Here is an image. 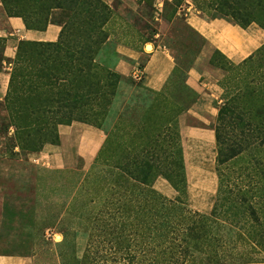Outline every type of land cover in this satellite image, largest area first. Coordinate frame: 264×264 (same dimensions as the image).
<instances>
[{"label":"trees","instance_id":"obj_1","mask_svg":"<svg viewBox=\"0 0 264 264\" xmlns=\"http://www.w3.org/2000/svg\"><path fill=\"white\" fill-rule=\"evenodd\" d=\"M212 1L213 9L222 17L243 27L257 22L264 28V0ZM1 2L8 15L22 17L30 29H46L57 12L62 17L54 22L62 25L57 40H20L11 60L9 85L4 103L0 101V105H5L10 124L21 141L32 139L58 144L59 125L75 120L101 128L112 114L119 82L117 72L95 62L99 49L109 41L106 25L113 14L110 5L105 0ZM212 16L216 17L217 13ZM244 64H247L246 69L249 64H257L253 77L261 80L246 81L242 71ZM238 69L240 76L231 78L234 85L227 86L217 122L212 126L216 136L219 184L218 196L209 213L192 209L188 204L181 145L180 152L175 151L178 163L173 161L180 171L162 174L177 190V195L169 198L154 188L159 175L153 167H158V163H146L148 148L156 147L171 130L181 139L178 128L169 121L171 118L157 120L159 109L155 103L149 108V117L138 124L132 122L125 138L121 131L123 122L116 121L106 131L97 161L101 160L104 148L111 157L117 153L131 154L126 144L142 148L140 159L134 160L135 157L129 155L122 164L124 173L117 175L114 209L105 211L97 226L99 231H107L105 237L116 229L119 236L116 241L122 243L121 250L133 234L130 241H135L139 254L132 250L128 264L212 263L208 253H215L222 244L221 235L214 232V228L221 229V226L233 234L230 245L236 252H232L231 257L264 249V44L244 58ZM250 149L255 151L251 153L253 161L249 175L246 174L242 183L246 182V186L235 183L239 189L234 190L224 178L221 166L244 156ZM115 167L118 166L115 164ZM147 167L151 170L144 171ZM216 262L225 264L219 259Z\"/></svg>","mask_w":264,"mask_h":264},{"label":"rangeland","instance_id":"obj_2","mask_svg":"<svg viewBox=\"0 0 264 264\" xmlns=\"http://www.w3.org/2000/svg\"><path fill=\"white\" fill-rule=\"evenodd\" d=\"M108 4L113 11L106 25L110 37L108 43L99 49L95 62L117 72L119 82L113 98L112 114L104 121L101 128L106 132L116 121L118 124L123 122L121 131L125 138V133L131 128L132 122L138 124L149 117L147 114L150 113L149 108L155 103L156 108L159 109L157 114L154 113L157 120L161 121L164 118L162 121H165L166 118H171L169 121L174 122L173 126L176 125L178 128L181 139L174 130H171L161 138L156 147L151 146L148 152L146 151V158L149 159L146 163H158V167H153L154 172L159 175L154 182V188L169 198L177 195V190L162 174L180 171V167L176 165L179 157H176L175 151L179 150L181 145L188 204L192 209L209 213L218 196L216 145L207 146L206 143H200L193 137H184L183 127L216 124L219 107L227 92L226 88L229 84L234 85L231 81L232 77L240 76L238 69L240 60L236 61L226 53V48L230 49L226 41L220 42L222 45H219L209 40L189 20L192 13L207 19L224 17L213 9L215 6L212 0H112ZM59 13L54 14L52 22L62 18ZM213 13H217V16L213 17ZM58 14L59 17L56 18ZM248 26L251 27L252 36L257 35V32L264 34V28L257 22H252L246 27ZM151 42L160 43L171 49L182 73L180 85H171L166 91L156 92L144 86L132 73H122L115 69V64L122 55L118 52L120 44L143 47ZM5 43V39L1 37L0 67L4 59ZM263 44L264 36L252 37L246 57ZM223 46L225 50L222 49ZM147 50L151 49L147 48ZM12 59L13 57H10L8 63L11 68ZM139 60L137 65L143 70L145 58ZM245 65L247 64H244L242 71L246 74V81L250 80L253 83L260 81V77L258 80L253 77L256 75L257 64H249L247 69ZM190 68H196L200 72V84L204 94L208 93L209 97L208 102L203 99L202 105L197 106V112L187 110L193 104L195 97L190 95L182 83ZM251 73L253 78L249 77ZM2 104L0 105V252L31 253L36 248L55 247L57 250H53L57 251L62 264H128L132 250L139 254L135 241H130V236L133 234H130L125 244L123 243L124 249L121 250L122 243L116 241L119 237L116 229L113 228L114 233L105 237L107 231H99L97 226L105 211L114 209L117 175L124 173L122 164H125L129 155L134 156V160L140 159L142 148L126 144L125 148L127 152L130 148L131 154L117 153L115 157H111L109 151L104 148L100 161L96 160L99 151L93 159L85 160L77 153L76 145L79 142V131H77L63 140L65 165L57 166L47 155L41 153L45 142L32 139L21 141L15 132V127L10 124L11 119L5 105ZM84 123L88 124V122ZM75 124L80 125L83 122L76 121ZM262 142H264L263 138ZM60 143L61 140L58 145ZM253 151L255 149H250L244 153V156L240 155L237 160L235 158L226 161L221 166L224 178L231 183L230 186L234 190L239 189L235 183L246 186V182L245 185L242 183L251 170ZM159 160L161 161L158 162ZM115 164L118 167H115ZM131 165H134L133 161ZM149 170L150 167L144 169V171ZM239 179L241 181H238ZM110 220L114 221L112 218ZM227 231H224L222 226L221 229L214 228V232L221 235L222 244L218 245L215 253L214 251L212 254L208 253L209 258H212V263L209 264H218L216 259L224 261L225 264L264 261V249L250 253L245 251V254L238 258L231 257L236 249L233 251L230 245L233 234ZM139 239L138 235V241Z\"/></svg>","mask_w":264,"mask_h":264},{"label":"crops","instance_id":"obj_3","mask_svg":"<svg viewBox=\"0 0 264 264\" xmlns=\"http://www.w3.org/2000/svg\"><path fill=\"white\" fill-rule=\"evenodd\" d=\"M110 3L112 0H105ZM191 24L199 29L205 37L221 44L226 41L228 48L226 53L235 58L236 61L243 60L249 53L252 37H263V32H257V35H251V27H243L225 18L207 19L196 13H192L189 20ZM61 31V25L50 22L46 29L27 28L25 22L20 16H10L7 14L0 0V36L5 39V48L3 51L4 59L0 67V101H3L11 74L9 67V58L14 57L17 44L22 39L54 41L57 40ZM152 49L147 50V44L143 47H131L120 44L118 52L122 55L115 64V69L122 73H132L139 63L140 58H145L143 64L144 75L142 83L153 91H163L171 85H180L181 72L179 71L175 55L171 49L160 43L151 42ZM222 45V44H221ZM222 49L225 50L224 46ZM223 50V51H224ZM225 52V51H224ZM190 95L195 97L193 104L188 107V111L197 112V106L202 105L203 99L207 102L208 93L204 94L200 84V72L196 68H190L187 76L182 82ZM208 104V103H207ZM206 105V104H205ZM76 120L72 124H60V145L45 143L41 153L47 155L49 160L57 166L65 165V145L63 140L68 139L70 134L79 131V142L77 143V153L85 160L93 159L100 151L106 139L104 129L84 123L77 125ZM81 123V122H77ZM184 137H193L200 143H206L207 146L215 144V130L211 125L193 126L185 125L183 127ZM99 153V152H98ZM98 155V154H97ZM51 249V250H50ZM57 248H36L31 253H3L0 252V264H62ZM246 264H264V261L249 262Z\"/></svg>","mask_w":264,"mask_h":264},{"label":"built area","instance_id":"obj_4","mask_svg":"<svg viewBox=\"0 0 264 264\" xmlns=\"http://www.w3.org/2000/svg\"><path fill=\"white\" fill-rule=\"evenodd\" d=\"M132 75L138 79V80H142L143 75H144V71L138 67V65L134 68V70L132 71Z\"/></svg>","mask_w":264,"mask_h":264},{"label":"bare ground","instance_id":"obj_5","mask_svg":"<svg viewBox=\"0 0 264 264\" xmlns=\"http://www.w3.org/2000/svg\"><path fill=\"white\" fill-rule=\"evenodd\" d=\"M148 49H152V44H148V47H147ZM60 237V236H59Z\"/></svg>","mask_w":264,"mask_h":264}]
</instances>
